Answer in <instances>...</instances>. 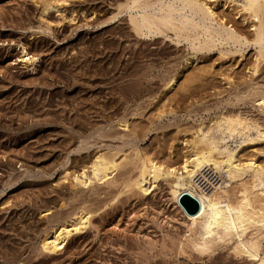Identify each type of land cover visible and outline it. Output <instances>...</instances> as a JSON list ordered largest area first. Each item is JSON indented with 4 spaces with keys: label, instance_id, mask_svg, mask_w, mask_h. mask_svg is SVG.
Here are the masks:
<instances>
[{
    "label": "rangeland",
    "instance_id": "374dc122",
    "mask_svg": "<svg viewBox=\"0 0 264 264\" xmlns=\"http://www.w3.org/2000/svg\"><path fill=\"white\" fill-rule=\"evenodd\" d=\"M129 1L0 0V264H257L235 256L233 242L193 249L199 226L174 178L148 183L144 196L130 186L142 160L183 172L196 139L222 115L261 132L236 161L264 166L260 24L242 0H200L215 27L245 40L203 50L196 32L195 43L163 28L138 34ZM98 157L117 166L112 176L75 184ZM195 181L206 193L227 183L211 166ZM228 187L234 201L240 186ZM78 207L92 213L89 228L62 251L40 253L50 226L43 213L61 219Z\"/></svg>",
    "mask_w": 264,
    "mask_h": 264
},
{
    "label": "bare ground",
    "instance_id": "6f19581e",
    "mask_svg": "<svg viewBox=\"0 0 264 264\" xmlns=\"http://www.w3.org/2000/svg\"><path fill=\"white\" fill-rule=\"evenodd\" d=\"M262 1L264 0H242V10H246L245 13L248 12L251 18L259 22L260 27L254 34V43L264 47ZM127 8L137 13L136 18H130V22L134 30L143 36L154 35L163 31V28L175 34H185L186 40H190L187 36H194L192 34L196 32L204 39L197 44V47L203 50L213 42L240 44L244 39L230 28L222 25L215 27L213 11L200 0H130ZM196 39L197 36L192 37V42L195 43ZM21 60L32 62L33 58L23 50ZM175 82L176 79L171 78L167 88H171ZM261 105H264V102ZM231 117L220 116L213 127L200 134L191 157L185 161L183 172L163 171L153 162L142 160L138 176L130 188L136 194L144 196L148 183L155 184L161 178H174L179 187L190 193V197L183 194L179 202L188 214H194L193 225L199 226L198 238L192 243L195 251L207 253L219 243L233 242L235 256L264 264V166L255 165L251 161L244 164H238L236 161L238 149L242 144L261 139L263 135L258 129L251 135V126L238 117ZM234 138L238 139V143L232 147L230 141ZM210 166L215 173L222 172L227 183L224 186H214L211 192L206 193L198 187L195 178ZM116 167L113 161L98 157L90 166L89 175L84 172L80 177H75L74 182L80 186L106 182ZM232 183L240 186L239 196L234 198V201L230 199L228 192V186ZM194 187L199 188L200 194L195 193ZM194 208H197L195 213ZM42 218L47 220L50 226L43 232L38 251L53 255L65 249L71 238L83 234L89 228L92 213L87 208L78 207L60 219L55 218L51 210H47Z\"/></svg>",
    "mask_w": 264,
    "mask_h": 264
},
{
    "label": "water",
    "instance_id": "95a60500",
    "mask_svg": "<svg viewBox=\"0 0 264 264\" xmlns=\"http://www.w3.org/2000/svg\"><path fill=\"white\" fill-rule=\"evenodd\" d=\"M183 197V196H182ZM180 199H182V198H180ZM193 202H195V200L194 199H192V198H190ZM196 203V202H195ZM197 211V208H194V210H193V212L195 213Z\"/></svg>",
    "mask_w": 264,
    "mask_h": 264
}]
</instances>
